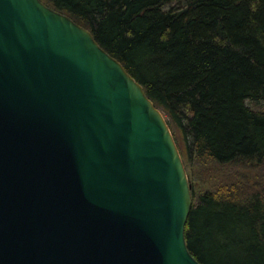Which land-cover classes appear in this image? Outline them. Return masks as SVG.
<instances>
[{
  "label": "water",
  "instance_id": "water-1",
  "mask_svg": "<svg viewBox=\"0 0 264 264\" xmlns=\"http://www.w3.org/2000/svg\"><path fill=\"white\" fill-rule=\"evenodd\" d=\"M166 117L91 32L0 0V264H199Z\"/></svg>",
  "mask_w": 264,
  "mask_h": 264
},
{
  "label": "trees",
  "instance_id": "trees-1",
  "mask_svg": "<svg viewBox=\"0 0 264 264\" xmlns=\"http://www.w3.org/2000/svg\"><path fill=\"white\" fill-rule=\"evenodd\" d=\"M89 30L195 161L264 170V0H41ZM177 133V135L175 134ZM178 136V137H177ZM184 230L199 264H264V203L197 198Z\"/></svg>",
  "mask_w": 264,
  "mask_h": 264
},
{
  "label": "rangeland",
  "instance_id": "rangeland-1",
  "mask_svg": "<svg viewBox=\"0 0 264 264\" xmlns=\"http://www.w3.org/2000/svg\"><path fill=\"white\" fill-rule=\"evenodd\" d=\"M246 105L264 112V101H248ZM191 169L190 186L195 198L212 193L217 199L241 202L257 197L264 203V170L257 165H217L210 161H195Z\"/></svg>",
  "mask_w": 264,
  "mask_h": 264
}]
</instances>
